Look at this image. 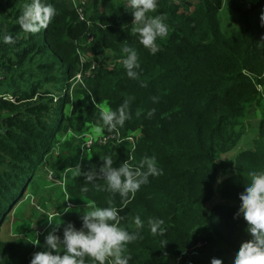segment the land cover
<instances>
[{"label":"trees","instance_id":"trees-1","mask_svg":"<svg viewBox=\"0 0 264 264\" xmlns=\"http://www.w3.org/2000/svg\"><path fill=\"white\" fill-rule=\"evenodd\" d=\"M20 1L0 0V264H30L34 253L45 250V236L55 226L49 220L62 223V235L67 222L80 227L79 212L93 204L122 208L121 226L129 231L136 216L144 221L141 238L128 245L129 264H210L219 250L249 239L243 217L234 214L249 172L264 170V0L245 8L228 0L241 24L230 32L219 19L225 0H158L149 15H163L169 33L156 41L155 55L132 31L125 0H114L109 12L108 0H83V21L70 0H47L57 15L34 32L21 26L30 0ZM4 35L13 42H3ZM125 45L138 51L136 80L123 65L98 63L100 49L122 58ZM88 49L98 60L83 62L86 85L78 81V90L72 82L79 53ZM126 97L130 119L105 130L100 136L106 143L86 145L82 135L102 123L100 109L115 110ZM252 108L260 117L248 148L218 161L247 134ZM109 155L116 167L154 155L163 174L126 198L106 191L103 180L94 187L76 174L78 164L86 172ZM52 187L61 191L63 205L49 214L39 204ZM26 193L35 203L25 201ZM65 196L74 203L67 213ZM217 197L226 202H215ZM150 218L164 220L163 235L151 234Z\"/></svg>","mask_w":264,"mask_h":264},{"label":"clouds","instance_id":"clouds-1","mask_svg":"<svg viewBox=\"0 0 264 264\" xmlns=\"http://www.w3.org/2000/svg\"><path fill=\"white\" fill-rule=\"evenodd\" d=\"M123 6L131 12L132 24L135 25L132 31L137 34L139 43L155 55L159 51L156 41L167 38L169 33V25L163 15H149L156 11L158 0H125ZM56 15V8L47 0H30L24 7L21 26L28 31H38L41 27H46ZM260 24L264 27V11L260 14ZM3 42L12 43L13 38L4 35ZM121 51L126 75L132 80L138 79V70L141 67L138 51L128 45L123 46ZM130 100L131 98L126 97L115 110L109 107L100 109L102 123L94 128L96 136H100L105 130L113 132L124 126L131 115ZM154 113L155 109H152L148 116L152 117ZM76 174L83 175L86 183H91L94 187L98 186L95 184L97 180H103L106 191L118 193L121 198H126L130 193L135 194L143 185L148 184L149 177L162 175L163 170L158 167L154 155H145L138 165H130L125 160L118 167L114 166V160L109 155L102 159L99 167L92 166L91 170L86 172H82L78 164ZM248 175L250 181L243 185V191L238 194L240 204L234 218L243 217L246 223L245 233L249 239L240 243L232 264H264V170H252ZM81 190L88 192L89 188L84 186ZM66 209L63 213L71 212V205ZM122 210L112 205L93 204L86 213L78 211L80 227L67 222L63 225L62 235L57 234L62 223L57 224L49 220V224L55 226L45 236V250L34 253L30 264H88V260H91L92 264H129L131 256L127 254L128 245L141 238V230L145 224L141 217L136 216L134 231L122 227ZM164 223L161 218H150L147 221L153 236L164 234ZM210 264H224V261L212 258Z\"/></svg>","mask_w":264,"mask_h":264},{"label":"rangeland","instance_id":"rangeland-1","mask_svg":"<svg viewBox=\"0 0 264 264\" xmlns=\"http://www.w3.org/2000/svg\"><path fill=\"white\" fill-rule=\"evenodd\" d=\"M235 2V4H237L238 6L245 8L248 5L251 4H255L258 0H233ZM19 2V0H18ZM21 4H26L27 0L24 1H20ZM104 5L106 6V9L109 11L113 10L115 7V3L114 0H108L105 1ZM222 11L219 14V19H220V23L221 26L223 28V30L225 32H230L236 28L240 27V18L238 16V13L233 10L229 4L228 0H225L222 6ZM3 18L0 17V26L3 25ZM93 37H91L92 39ZM88 43V41L86 42ZM99 46L96 47V50L98 49ZM100 49V48H99ZM95 51H92L91 49H88L87 51H85V53H79V62L81 63L80 65V69L78 71L75 72L76 75H80L81 71H82V65L83 62L87 61L88 59H91L92 61H97V55L94 53ZM92 66V65H91ZM87 70V69H86ZM81 76V75H80ZM82 83L85 84V79L82 80ZM78 85V86H76ZM86 85V84H85ZM79 84L75 83V81L72 82V88H76V89H80L79 88ZM253 110H256L255 108H252L250 110V116L249 118L246 120L247 123V134L243 136V138H241V140L238 142V144L236 145V147L229 153H226L224 155H221L220 158L218 159V161L221 162H228L230 161L232 158L235 157L236 153L240 150L246 149L249 146L250 141L254 138V135H256V124L258 121V118L260 117V113L259 112H254ZM99 116V115H98ZM96 126H92L89 128V130H87L85 132V134L82 135V139L85 142H89L91 141V139L95 136L94 133V128ZM72 137V136H71ZM101 137V136H100ZM100 137L98 138H94V139H100ZM68 138V137H67ZM66 138V139H67ZM65 139V138H64ZM63 139V140H64ZM48 178L52 179V177L47 176ZM223 176L220 177V179H222ZM61 183V181L59 182ZM48 185L45 184L41 187L40 193L43 194L45 192V190L48 189ZM49 196L48 198H43L42 199V203L39 204V206L41 208H43L44 210H46L49 214L53 213L54 210L59 209L62 207L63 205V200L61 197V191L58 189H54V187H52L51 189H49ZM26 199L25 201L29 204L35 203V199L33 198V196L29 193L25 194ZM217 203H222V202H226L220 198L217 197L216 201ZM214 204V203H212ZM211 204V205H212ZM211 205L209 206V208L211 207ZM91 207V206H90ZM90 207H88V210L90 209ZM239 246L235 247V248H225L220 250L218 253L221 256L222 260H224L225 262H230V264H232V260L233 257L235 255L236 250L238 249Z\"/></svg>","mask_w":264,"mask_h":264},{"label":"built area","instance_id":"built-area-1","mask_svg":"<svg viewBox=\"0 0 264 264\" xmlns=\"http://www.w3.org/2000/svg\"><path fill=\"white\" fill-rule=\"evenodd\" d=\"M71 3H72V7L76 10V12L78 13V20L79 21H83L84 20V10H83V4H84V1L83 0H70ZM100 56L103 57V60H100L98 63H101L102 66L104 67H108V68H113L115 67L116 65H122V58L118 57V58H114V56L112 54H104L102 53L101 49H100ZM95 65V62L92 63V66L91 68H93ZM90 73V70L88 69L85 74L88 75ZM81 75V76H80ZM80 75H75V83H77L78 81H82V76H83V73L81 72ZM106 139H108L106 136L102 135L100 137V139H97L99 141V143H106ZM91 142H93V138L91 139ZM90 141L86 143V145H89L91 143ZM117 142H120V139L117 141ZM64 183V179H62L61 181V184L63 185ZM65 205H66V208L71 205V208L74 207V203L69 200L68 196L66 197L65 196Z\"/></svg>","mask_w":264,"mask_h":264},{"label":"crops","instance_id":"crops-1","mask_svg":"<svg viewBox=\"0 0 264 264\" xmlns=\"http://www.w3.org/2000/svg\"><path fill=\"white\" fill-rule=\"evenodd\" d=\"M107 53H109V52L107 51ZM221 250H222V249H221ZM219 251H220V250H219ZM218 255H219V253H218ZM220 258H221V256H220ZM221 259H222V258H221ZM223 261H224V260H223ZM224 262H225V261H224ZM226 263H227V264H230V262H227V261H226Z\"/></svg>","mask_w":264,"mask_h":264}]
</instances>
